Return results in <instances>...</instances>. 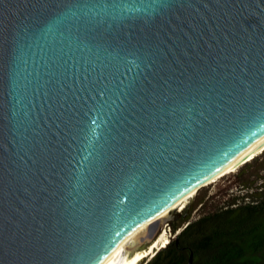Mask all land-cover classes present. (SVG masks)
<instances>
[{"label": "water", "instance_id": "95a60500", "mask_svg": "<svg viewBox=\"0 0 264 264\" xmlns=\"http://www.w3.org/2000/svg\"><path fill=\"white\" fill-rule=\"evenodd\" d=\"M83 2L0 0V264H123L264 141V0Z\"/></svg>", "mask_w": 264, "mask_h": 264}, {"label": "trees", "instance_id": "16d2710c", "mask_svg": "<svg viewBox=\"0 0 264 264\" xmlns=\"http://www.w3.org/2000/svg\"><path fill=\"white\" fill-rule=\"evenodd\" d=\"M204 209L146 264H187L192 253L194 264H264V192L230 195Z\"/></svg>", "mask_w": 264, "mask_h": 264}, {"label": "rangeland", "instance_id": "374dc122", "mask_svg": "<svg viewBox=\"0 0 264 264\" xmlns=\"http://www.w3.org/2000/svg\"><path fill=\"white\" fill-rule=\"evenodd\" d=\"M246 163L249 164L245 166ZM261 188L264 190V150L236 168L216 176L206 185L196 190L183 209L177 208L168 214V222L164 225V228H168L171 240H173L183 231L188 221L198 219L205 212L206 209L204 208L216 203L222 206L230 195L243 196L256 193V196H258L261 192H264ZM183 212H185V215H182ZM185 216L188 217L187 220H184L183 217ZM174 224L178 225L176 230L173 228ZM140 246H144V244L141 243ZM150 259L148 257L140 264H146Z\"/></svg>", "mask_w": 264, "mask_h": 264}, {"label": "bare ground", "instance_id": "6f19581e", "mask_svg": "<svg viewBox=\"0 0 264 264\" xmlns=\"http://www.w3.org/2000/svg\"><path fill=\"white\" fill-rule=\"evenodd\" d=\"M264 150V141L250 147L248 153L244 155L243 158H241L237 163L231 165L226 170L222 171L218 175H221L225 172H228L240 164L248 161L251 159L252 156L256 155L258 152ZM216 175V176H218ZM214 176L213 178H215ZM213 178L209 179L204 183L206 185L209 181H211ZM201 188V187H200ZM199 188V189H200ZM198 188H194L182 196H180L178 199H176L171 204L165 206L164 208L160 209L159 211L155 212L154 214L148 216L145 221L139 226L136 236L134 238V248L131 252V254L128 256V258L124 261L123 264H140L144 259L150 257L153 258L158 251L166 247L170 241H171V235L168 231V228H163L160 233L157 235V237L150 243L140 246L139 239L142 235H146L148 226L157 218L168 216V214L179 208L180 210L183 209L186 205V202L190 198V196L196 191Z\"/></svg>", "mask_w": 264, "mask_h": 264}, {"label": "snow or ice", "instance_id": "6c2138e0", "mask_svg": "<svg viewBox=\"0 0 264 264\" xmlns=\"http://www.w3.org/2000/svg\"><path fill=\"white\" fill-rule=\"evenodd\" d=\"M64 3L67 7V11H65L63 14H61L57 17L56 22H58V23L63 22L65 20V18L68 17L69 15L76 17V13L73 11V9H79L81 7H84V8L87 7V3L86 2L82 3V0H64ZM76 19L80 23H82L86 29L94 27V26L99 25V24L104 22L103 16H101L98 13H93V14L89 15L87 12H85L82 16L76 17ZM115 22H116V18L113 17V23H115ZM259 113L262 117H264V110L260 111ZM91 123L93 125H96L97 121L95 119H93L91 121ZM217 171L219 172L220 170L217 169ZM90 259H91L90 253L87 250H85L81 253H77L74 255L73 264H88Z\"/></svg>", "mask_w": 264, "mask_h": 264}]
</instances>
